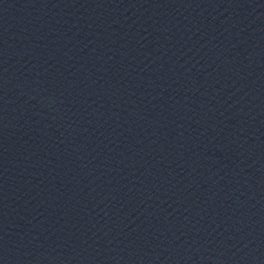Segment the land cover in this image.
I'll use <instances>...</instances> for the list:
<instances>
[{
	"label": "water",
	"instance_id": "95a60500",
	"mask_svg": "<svg viewBox=\"0 0 264 264\" xmlns=\"http://www.w3.org/2000/svg\"><path fill=\"white\" fill-rule=\"evenodd\" d=\"M0 264H264V0H0Z\"/></svg>",
	"mask_w": 264,
	"mask_h": 264
}]
</instances>
